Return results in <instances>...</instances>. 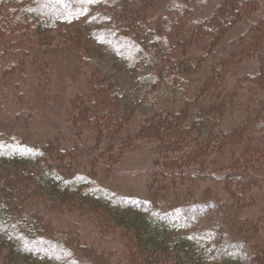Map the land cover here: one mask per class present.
I'll return each mask as SVG.
<instances>
[{
	"label": "trees",
	"instance_id": "1",
	"mask_svg": "<svg viewBox=\"0 0 264 264\" xmlns=\"http://www.w3.org/2000/svg\"><path fill=\"white\" fill-rule=\"evenodd\" d=\"M259 3L222 0L206 13L204 0H174L166 7H154L148 0H0V82L4 76L18 75L27 54L43 53L37 46L58 22L92 23L86 41L111 37L133 55L128 69L136 78L138 104H149L152 112L139 123L134 139H150L164 156L160 175L143 198L119 197L75 172L66 153L51 144L31 146L0 135V264H108L106 256L43 219L40 206L46 207V201L59 211L88 216L104 232H124L132 264H264V239L240 217L239 198L253 184V162L264 165V138L251 148V138L264 134V108L244 123L224 128L226 104L203 108L200 98L217 88L232 61L220 62L197 87L192 86V76L198 66L176 59L189 41L195 44V39L207 36L212 45L221 44L245 18L256 16L244 57L257 61L258 73L251 79L264 94V18L257 12ZM96 21L106 22L110 30H104L115 33L107 36ZM15 57H20L17 63L9 64ZM97 85L88 100L79 99L77 123L120 129L127 111L115 106L114 90ZM7 94L3 90L0 99L6 100ZM238 147L242 149L236 151ZM224 154L230 156L228 163L220 157ZM238 176L242 184H237ZM195 180L224 183L233 201L217 202L213 211L209 191L195 197Z\"/></svg>",
	"mask_w": 264,
	"mask_h": 264
},
{
	"label": "rangeland",
	"instance_id": "2",
	"mask_svg": "<svg viewBox=\"0 0 264 264\" xmlns=\"http://www.w3.org/2000/svg\"><path fill=\"white\" fill-rule=\"evenodd\" d=\"M148 1L154 7L159 4L166 7L174 0ZM204 1L203 10L206 13L222 2ZM258 2L261 3L257 6V12L264 18V0ZM255 18H245L221 44L212 45L207 36L197 37L195 44L189 41L190 46L183 52V56L176 55L178 61L189 60L194 67L198 66L197 74L192 76V81H195L192 86L197 87L206 76L212 75L220 62L232 61L228 71L223 74V80L222 75L217 81V88L211 89L202 97L203 100L200 98L203 108L217 107L223 102L226 104L222 120L226 129L244 123L254 117L259 108H264L260 103L264 101V94L251 79L258 73V63L250 57H244L251 41L250 24ZM156 19L157 16L151 18L152 24L156 23ZM87 25L92 26V23L87 24L81 19L62 24L58 22L56 29L45 35L37 46V49H43V53L27 54L17 76L3 77L0 97L3 90H7L8 94L6 100L0 99V135L15 137L31 146L51 144L66 153L78 174L116 192V196L141 199L155 176L159 177L164 157L157 143L147 138L134 139L139 123H144L152 112L149 104H138L136 78L128 69V60L133 55L128 54L123 46L115 44V39L111 37L105 38L104 42L98 38L86 41L84 35L89 30ZM95 25L105 34L110 30L106 22L96 21ZM114 33L109 31L107 36ZM91 56L93 59L89 61ZM18 58H12L13 63L9 64L15 65L17 62L14 61ZM215 78H218L217 74ZM98 83L114 90L115 106L120 111H127L125 118L128 119L119 121L120 129L105 126L98 130L93 122L81 125L75 119L76 107L79 109L78 103H81L79 99L90 97L92 88L98 86ZM97 122L102 121L97 118ZM117 131L122 133L118 135ZM263 136L260 134L251 138L254 140L252 149ZM240 149L238 147L236 151ZM207 155L210 158L213 153ZM220 157L225 163L230 160L226 154ZM216 158L208 161H215ZM261 165L253 162V184L245 193H239V198L242 202L240 217L255 226L259 236L264 239V165ZM202 169L205 172L206 168ZM236 179L237 184H242V176ZM197 181L195 197L199 199L205 196V191H209L206 195L208 201L215 203L213 211L217 209L218 203L230 204L233 201L224 183ZM235 183H230L231 188H234L232 184ZM235 188H238L237 185ZM46 204V207L40 206L43 211L41 214L55 230L74 234L81 243L106 256L108 264H132L124 232L118 230L105 233L88 216L59 211L47 201Z\"/></svg>",
	"mask_w": 264,
	"mask_h": 264
}]
</instances>
